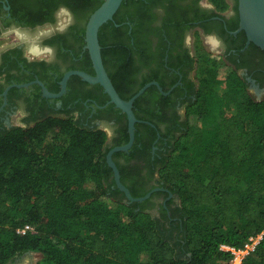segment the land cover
Segmentation results:
<instances>
[{
  "label": "trees",
  "instance_id": "16d2710c",
  "mask_svg": "<svg viewBox=\"0 0 264 264\" xmlns=\"http://www.w3.org/2000/svg\"><path fill=\"white\" fill-rule=\"evenodd\" d=\"M103 1L93 3L91 14ZM128 3L100 30L105 64L126 99L138 90L128 96L123 76L113 70L135 48L116 36ZM214 3L219 11L230 6L228 0ZM109 26L113 38L103 32ZM200 75L180 136L167 151L155 144L159 186L180 199L173 219L164 207L162 216L149 210L161 190L130 202L117 186L106 129L72 116L0 128V264L27 251L42 254L39 264H230L221 244L242 246L264 231V97L255 98L224 61L212 62ZM136 113L150 120L154 134L143 143L144 124L137 123L133 149L151 157L158 132L152 123H159ZM51 133L53 142L45 144ZM129 139L127 132L118 142ZM122 153L114 154L122 181L134 196L147 194L129 183L133 175L117 161ZM29 224L35 229L19 232ZM244 264H264V238Z\"/></svg>",
  "mask_w": 264,
  "mask_h": 264
},
{
  "label": "flooded vegetation",
  "instance_id": "af4514ba",
  "mask_svg": "<svg viewBox=\"0 0 264 264\" xmlns=\"http://www.w3.org/2000/svg\"><path fill=\"white\" fill-rule=\"evenodd\" d=\"M96 1L0 0V128L27 127L48 117L72 116L87 126L106 129L108 147L122 145L118 141L129 133L127 113L110 102L100 83L72 74L66 91L53 97L45 95L43 86L36 81H43L50 91L58 93L68 71L96 73L86 48V31L85 35L82 32ZM228 2L230 6L225 11H219L214 0H129L123 9L122 23L116 25L124 27L116 36L133 42L135 48L120 58L121 63L113 71L123 76L128 96L152 81L163 87L161 90L157 84L151 85L134 102L135 112L138 109L159 124L152 123L158 132L151 157L133 149L136 139L129 150H121L124 153L117 157L133 175L129 179L132 186L149 191L160 187L156 170L159 147L155 144L161 143L159 149L167 151L185 127L189 105L196 99L200 84L198 39L215 40L209 41L215 47L214 54L244 77L255 98L264 97V49L249 42L246 31L240 29L239 0ZM130 14H134L135 22ZM103 32L113 38L111 26ZM32 42L35 45L31 47ZM102 52L104 56L103 46ZM22 83L30 84L15 85ZM141 122L144 143L151 136L147 126L151 122ZM160 190L162 193L151 196L149 210L162 216L164 207L173 219L180 199L168 188ZM166 192H170L169 196ZM35 253H20L6 264H34Z\"/></svg>",
  "mask_w": 264,
  "mask_h": 264
},
{
  "label": "water",
  "instance_id": "95a60500",
  "mask_svg": "<svg viewBox=\"0 0 264 264\" xmlns=\"http://www.w3.org/2000/svg\"><path fill=\"white\" fill-rule=\"evenodd\" d=\"M123 1L124 0H104L102 4L91 14L87 22L86 48L89 49L96 71L95 74H91L83 70L68 71L62 80V90L58 93L50 91L43 81H36L41 83V85L43 86L45 95L58 97L66 91L70 76L72 74H78L83 79L91 83H100L104 87L105 91L109 94L110 102L115 103L117 107L121 108L123 112L127 113L129 121L130 140L125 144L113 147L107 154V161L110 167L113 169L117 186L125 193L126 198L130 202H143L150 198L154 191L165 188L156 187L143 196H134L131 189L122 181L121 170L114 158V154L117 151L129 150L135 142L137 123L142 121L138 118L134 110L135 100L153 84H157L161 90H163V87L158 81H152L144 85L136 94H134L133 97H131L130 99H126L121 96L114 84L112 77L110 76L102 52L100 30L105 23L115 19V15L120 9ZM239 10L241 18L240 29L246 31L249 42H254L264 49V0H239ZM29 84L30 83H22L15 85L28 86ZM9 88H7V90L4 92L5 95L8 94Z\"/></svg>",
  "mask_w": 264,
  "mask_h": 264
},
{
  "label": "built area",
  "instance_id": "2783aa9c",
  "mask_svg": "<svg viewBox=\"0 0 264 264\" xmlns=\"http://www.w3.org/2000/svg\"><path fill=\"white\" fill-rule=\"evenodd\" d=\"M34 225H26L24 228H20V233H27L29 230H34ZM264 238V231L250 236V238L242 246H236L228 243L221 244V249L228 252L230 264H244L247 256L252 253Z\"/></svg>",
  "mask_w": 264,
  "mask_h": 264
},
{
  "label": "rangeland",
  "instance_id": "374dc122",
  "mask_svg": "<svg viewBox=\"0 0 264 264\" xmlns=\"http://www.w3.org/2000/svg\"><path fill=\"white\" fill-rule=\"evenodd\" d=\"M36 33H31L30 35H35ZM209 41H212L213 43H215V40H205V42H203L202 39H198L197 41V45H196V51H197V55L199 58V68H206V67H210L212 65V62L216 61V63H219L222 61V58L217 57L214 54V45L209 43ZM4 42V40L1 41V43ZM32 45H35V42H32ZM109 130V128H108ZM111 131V130H110ZM53 133H51L45 140V144L46 143H51L53 142L54 138H53ZM42 257L41 253H35L33 254L32 258L34 261V264H38L40 259ZM28 259V258H27Z\"/></svg>",
  "mask_w": 264,
  "mask_h": 264
}]
</instances>
